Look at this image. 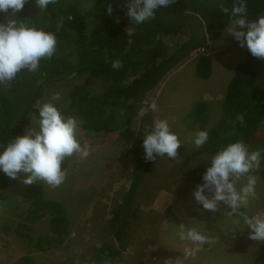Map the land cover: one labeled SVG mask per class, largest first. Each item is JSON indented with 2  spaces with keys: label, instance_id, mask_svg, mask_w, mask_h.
<instances>
[{
  "label": "rangeland",
  "instance_id": "374dc122",
  "mask_svg": "<svg viewBox=\"0 0 264 264\" xmlns=\"http://www.w3.org/2000/svg\"><path fill=\"white\" fill-rule=\"evenodd\" d=\"M201 46L198 53L205 52L211 58L209 78L196 76L198 53L169 69L141 101L137 117L131 122L133 132L130 140L124 136L123 127L109 134L86 132L80 127L77 138L82 145H91L90 154L87 159H80L75 154L65 159L61 165L67 172L63 184L56 188L43 181L26 185L22 182L26 174L21 175L15 185L18 207L13 208L6 201L0 202V206L8 204L6 212H0V264H26L23 261L25 255L30 257L31 264H87L104 244L116 246L119 250L108 227L110 212L119 204L132 182L137 162L134 158L135 144L142 139L145 126L160 119L168 122L170 130L181 142L177 150L179 159L169 160L165 156L155 162L149 161L136 189V217L127 247L119 250L115 257H109L110 264H255L261 241L249 238V229L243 225L242 218L227 215L230 209L223 204L216 213L201 210L191 195L195 185L201 182L193 173L205 170L209 164L208 157L203 154L193 155L186 161V154L196 149L192 138L196 132L208 130L219 121L227 83L236 66L243 61L246 50L224 30ZM73 84H84L95 95L105 89V83L100 79L86 74L72 76L65 83H51L40 101H50L55 93H60V99L52 102L60 110L65 108L69 102L68 91ZM2 88L5 87L0 86ZM197 100L209 102L204 128L186 120ZM153 101L157 104L156 110L149 107ZM183 119L190 126H185ZM28 127H35L34 114L27 116ZM258 130L264 143V119ZM259 169H264V161L252 173L258 177L256 195L239 210L243 214L264 212V180L258 174ZM242 183L246 181L238 182L237 188ZM34 186L35 189L30 190ZM5 191L11 192V187ZM40 194L63 205L68 219V234L57 236L50 232V213L33 222L26 218L29 201ZM27 195L31 196L29 200L25 197ZM180 224L197 228L212 242L203 245L195 255L186 256L185 249L194 245L179 239L176 226ZM27 235L32 240L28 241ZM42 235L47 236V239L40 240L45 248L38 250L35 241Z\"/></svg>",
  "mask_w": 264,
  "mask_h": 264
},
{
  "label": "trees",
  "instance_id": "16d2710c",
  "mask_svg": "<svg viewBox=\"0 0 264 264\" xmlns=\"http://www.w3.org/2000/svg\"><path fill=\"white\" fill-rule=\"evenodd\" d=\"M126 2L56 0L55 4L41 12L35 0H27L24 8L16 14L17 19L55 33L56 53L51 59L42 60L36 73L24 69L16 80L0 89V142L24 133L27 116L29 113L35 115L33 105L40 101L51 83H65L72 76L84 74L102 80L105 83L104 91L95 95L86 85L73 84L68 91L69 102L60 111L65 116L74 117L86 132L109 134L123 127L124 136L130 140L133 132L131 122L137 117L141 101L169 69L203 47L201 45L208 39L213 40L223 32L228 18L221 8H230L233 0H175L167 7L159 8L155 17L144 24H135L127 17ZM108 6L113 8L111 15L106 14ZM247 11L251 19L264 15V0H247ZM7 15L0 12V22ZM113 60H119L122 67L113 69ZM210 74L211 58L205 52L200 53L196 76L207 79ZM208 106L209 102L197 100L186 115V120L204 128L207 110H210ZM221 109L219 121L207 130L208 143L186 154L187 162L197 154L209 158L219 147L236 140H242L253 150L264 149L258 130L264 119V60L251 56L247 49L243 61L236 66L227 83ZM237 115L244 117V123L236 119ZM187 121L183 119L188 127L190 123ZM141 142L142 139L135 144L134 158L137 162L132 182L108 219L109 230L119 250L127 247L136 217V189L149 166V161L144 159ZM259 170L258 174L264 180V169ZM204 171L193 174L200 179ZM19 178L9 179L0 172L1 203L6 201L13 208L18 207L15 185ZM8 187H11V192L5 191ZM25 197L27 200L31 198L30 195ZM7 205L0 206V212H6ZM46 213H50V232L57 236L69 233L62 204L42 194L31 198L25 211L26 218L33 222ZM27 239L30 241L32 237L27 235ZM45 239L47 236L39 237L35 241V248L43 250L45 246L40 240ZM115 247L102 245L87 264L109 261V257L119 254ZM258 249L254 263L264 264V241L258 244ZM25 256L23 261L31 264L30 257Z\"/></svg>",
  "mask_w": 264,
  "mask_h": 264
},
{
  "label": "clouds",
  "instance_id": "9594fccd",
  "mask_svg": "<svg viewBox=\"0 0 264 264\" xmlns=\"http://www.w3.org/2000/svg\"><path fill=\"white\" fill-rule=\"evenodd\" d=\"M27 0H0V12L8 13L0 22V86L7 87L16 80L24 69L36 73L42 60L51 59L56 53L57 40L55 33L36 27L25 20L17 19L16 14L24 8ZM56 0H35L38 9L44 12ZM175 0H127L126 15L135 24H144L154 18L161 7H167ZM112 6L106 14L111 15ZM221 12L227 16L228 23L224 33L230 36L238 46L246 48L251 56L264 60V15L255 19L249 18L247 0H233L231 7H222ZM107 59V58H106ZM113 69H119V60L111 62ZM60 93H55L52 100H59ZM37 101L35 109V127H28L22 135L0 142V172L9 179L24 175L22 182L31 185L43 181L52 188L65 182L67 172L61 167L66 158L74 154L80 159H87L91 145L78 140L80 122L74 117L65 116L55 103ZM149 107L156 110L153 101ZM236 119L244 123V117ZM209 141V132L201 130L195 133L192 142L196 148L203 147ZM141 147L146 161L155 162L157 158L167 157L178 160L177 150L181 147L178 136L170 130L166 120H155L145 126ZM210 163L201 174L200 183L195 185L191 195L201 210L212 213L219 211L221 204L230 211L227 215H238L244 226L249 229V238L253 241H264V212L252 215L239 210L255 198L258 177L252 175L262 160L264 149H251L242 140L227 143L219 147L208 159ZM242 183L237 188V183ZM181 241L194 245L185 249V255H195L211 239L195 227L185 224L176 226ZM104 264H110L105 261Z\"/></svg>",
  "mask_w": 264,
  "mask_h": 264
},
{
  "label": "bare ground",
  "instance_id": "6f19581e",
  "mask_svg": "<svg viewBox=\"0 0 264 264\" xmlns=\"http://www.w3.org/2000/svg\"><path fill=\"white\" fill-rule=\"evenodd\" d=\"M200 49H201V47L198 48L197 51H194L192 54H197V53L199 52ZM192 54H191L190 56H192ZM198 54H199V53H198ZM190 56H189V57H190ZM187 58H188V57H187ZM185 59H186V58H185ZM183 60H184V59H183ZM183 60H182V61H183Z\"/></svg>",
  "mask_w": 264,
  "mask_h": 264
}]
</instances>
